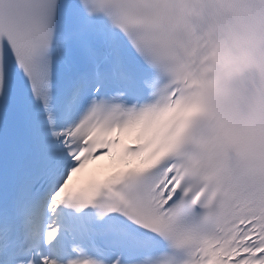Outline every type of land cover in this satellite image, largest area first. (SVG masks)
<instances>
[{"label":"snow or ice","instance_id":"6c2138e0","mask_svg":"<svg viewBox=\"0 0 264 264\" xmlns=\"http://www.w3.org/2000/svg\"><path fill=\"white\" fill-rule=\"evenodd\" d=\"M0 264H264V0H0Z\"/></svg>","mask_w":264,"mask_h":264}]
</instances>
